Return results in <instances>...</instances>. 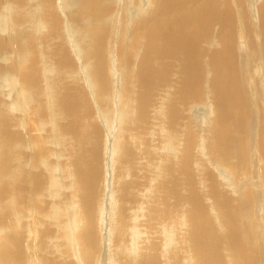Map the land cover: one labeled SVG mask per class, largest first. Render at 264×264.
<instances>
[{
  "label": "bare ground",
  "instance_id": "6f19581e",
  "mask_svg": "<svg viewBox=\"0 0 264 264\" xmlns=\"http://www.w3.org/2000/svg\"><path fill=\"white\" fill-rule=\"evenodd\" d=\"M75 258L264 264V0H0V264Z\"/></svg>",
  "mask_w": 264,
  "mask_h": 264
},
{
  "label": "rangeland",
  "instance_id": "374dc122",
  "mask_svg": "<svg viewBox=\"0 0 264 264\" xmlns=\"http://www.w3.org/2000/svg\"><path fill=\"white\" fill-rule=\"evenodd\" d=\"M256 34H257V32H253V33H252V39L254 40V42H256ZM164 82H166V81H163V83H164ZM169 82H170V86H169L168 88H166V87H163V86H160V85H156V84H153V83L147 81V82H145L144 85H143V87H144V92L147 93V94L152 98L151 100H152L156 105H159L161 101H164V98H165V97L167 96V94L169 93L170 96H169V103H168V105H169V104H171V105H173V104L181 105V104H183V103H188L190 107H194V108L192 109L193 111L196 110L197 108L201 109V104H200V101H199L198 99H193V98H186V99H183L182 97L178 96L177 88L172 84L171 81H169ZM140 91H141V90H140ZM167 111H168V114L171 116V119H170V120H174V119H175V115H176V111H175V109L169 107V108L167 109ZM58 113H60V112H58ZM76 115H77V113H76ZM48 116H50V115L48 114ZM178 116H180V117L182 118V115H178ZM205 117H206V116H205ZM205 119H206V118H203L202 122H199V123H198V126H199V127L203 126ZM176 120H177V118L175 119V121L173 122V124L176 123ZM143 149H144V151H147V152L150 150V149H149V146H146V145H144ZM110 171H111V170H110ZM205 181H207V180H205ZM147 185H148V188L151 186L150 184H147ZM196 188H197V187H196ZM106 189H107V188H106ZM189 190L191 191V190H193V189H190V188H189ZM105 192H106V194L108 193L107 190H105ZM108 194H109V193H108ZM108 194H107V195H108ZM108 196H109V195H108ZM191 197H192V198H197V195L194 194V193H191ZM52 238H53V239H52ZM52 238H51V240H50L49 242L53 241L54 243H55V242L58 243V242L61 241V240H59L60 237H56V238H55L56 241H55L54 237H52ZM113 243H114V242H113ZM68 247H69V246H68ZM116 247H117V245H116ZM70 248H71V249H68L69 252H71L73 255H74V254L76 255L74 249H72V248H74L73 245H72V246L70 245ZM71 250H73V252H72ZM60 252H61V251H60ZM75 255H74V257H75ZM253 256L255 257V254H254ZM76 259H77V258H75V260H76ZM78 261H79V260H78ZM76 262H77V260H76ZM80 262H81V261H80ZM78 263H79V262H77V264H78Z\"/></svg>",
  "mask_w": 264,
  "mask_h": 264
}]
</instances>
